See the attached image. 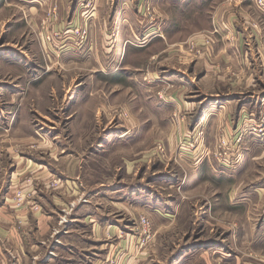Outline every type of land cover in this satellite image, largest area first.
Masks as SVG:
<instances>
[{
  "label": "rangeland",
  "instance_id": "rangeland-1",
  "mask_svg": "<svg viewBox=\"0 0 264 264\" xmlns=\"http://www.w3.org/2000/svg\"><path fill=\"white\" fill-rule=\"evenodd\" d=\"M3 202L46 259L78 216L83 264H264V0H0Z\"/></svg>",
  "mask_w": 264,
  "mask_h": 264
},
{
  "label": "crops",
  "instance_id": "crops-1",
  "mask_svg": "<svg viewBox=\"0 0 264 264\" xmlns=\"http://www.w3.org/2000/svg\"><path fill=\"white\" fill-rule=\"evenodd\" d=\"M92 17V20L90 18L87 21L88 27L91 31L90 33V31L87 30L88 38H90V42L92 40V42L96 43L97 45H99L100 43L102 44L103 48L101 47V51H98L100 53V56L98 58H95L94 62L98 66L100 65V67H103V64L105 63V52H109V54L111 53L110 57L113 56V53H116L113 52V47L116 45V43H121L120 37H122V33L110 34L107 29H109L110 27H115L113 22H107V20H104V18L99 19L98 16L95 15ZM129 17H131V15H129ZM77 21L78 19H76V15H74L72 22L70 23V25H68L67 29L78 26V24H76ZM125 23V25H123V28H128V32L130 33L129 40L131 41L128 40L129 43L132 42V40H137V30L142 28L144 21L141 20L138 23L139 25L136 24L137 17L133 15V19L127 18V21H125ZM64 24L65 23H62V26ZM118 25H121V23H117L116 26ZM94 28L101 29L100 34L95 37L91 35L92 29ZM68 36L69 35L67 34L64 36V38L62 37L63 41L60 43V45L63 46L66 41L70 40L71 43L69 46H73L71 50L78 51V49H80L82 45L74 46L75 39L71 37L67 39ZM104 46H108V49L105 50ZM0 207V264H83L84 260L73 261L71 259L75 251H84L82 244L77 245L71 242V239L76 232H74L70 225L73 224L74 220L78 219V216L73 217L74 219L71 216L67 229L61 236V238L63 237L64 239H68V237H70V240L68 239L65 243H61L60 246H54L52 256L50 255L46 259L45 249L48 247L45 246V243H41V241L39 240L41 236V224H39L40 221L36 222L35 217H32L31 214H26L22 211L16 212L15 210H10V205H8L6 202L1 203ZM50 217L51 216L49 215L45 218L49 220ZM37 218L39 217L37 216ZM93 230L94 232L98 233L97 236H104V227L102 225L96 224V227L94 226ZM77 234L78 236H80V240L83 243V238L86 239L87 237H84L83 232L79 230ZM120 243L122 242L120 241ZM84 244L87 245L86 243ZM80 258L83 257L80 256ZM103 264H107V262H103ZM122 264H138V262L128 259Z\"/></svg>",
  "mask_w": 264,
  "mask_h": 264
},
{
  "label": "bare ground",
  "instance_id": "bare-ground-1",
  "mask_svg": "<svg viewBox=\"0 0 264 264\" xmlns=\"http://www.w3.org/2000/svg\"><path fill=\"white\" fill-rule=\"evenodd\" d=\"M71 29H72V31H71ZM75 32H80V29L79 28H77L76 27V29L74 30V27H71L70 29H69V33H67L69 36L67 37V39L68 38H73V39H77V36H76V34H75ZM85 35L83 36V37H81L82 38V41L80 42V43H84L85 42V40L87 39L86 38V32L84 33ZM77 41V40H76ZM66 43H68V44H70V41L68 40V41H66Z\"/></svg>",
  "mask_w": 264,
  "mask_h": 264
},
{
  "label": "built area",
  "instance_id": "built-area-1",
  "mask_svg": "<svg viewBox=\"0 0 264 264\" xmlns=\"http://www.w3.org/2000/svg\"><path fill=\"white\" fill-rule=\"evenodd\" d=\"M255 130H257V129H255ZM261 130L262 129H260L259 131H261ZM239 140H241V139H239ZM222 144L225 146V144H226L225 141ZM220 148H221V146H220ZM220 156H221V154H220ZM18 201L21 202V198L20 197H18ZM141 220H142V224H143L144 231H147L148 230V225H149L148 222H147V220L145 218H141Z\"/></svg>",
  "mask_w": 264,
  "mask_h": 264
}]
</instances>
